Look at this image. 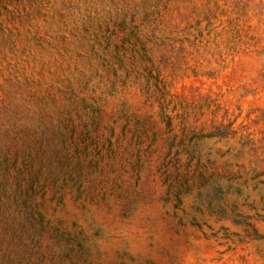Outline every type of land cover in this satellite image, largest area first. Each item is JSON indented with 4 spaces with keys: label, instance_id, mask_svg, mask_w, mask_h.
<instances>
[{
    "label": "rangeland",
    "instance_id": "rangeland-1",
    "mask_svg": "<svg viewBox=\"0 0 264 264\" xmlns=\"http://www.w3.org/2000/svg\"><path fill=\"white\" fill-rule=\"evenodd\" d=\"M0 264H264V0H0Z\"/></svg>",
    "mask_w": 264,
    "mask_h": 264
},
{
    "label": "trees",
    "instance_id": "trees-1",
    "mask_svg": "<svg viewBox=\"0 0 264 264\" xmlns=\"http://www.w3.org/2000/svg\"><path fill=\"white\" fill-rule=\"evenodd\" d=\"M214 1V0H213Z\"/></svg>",
    "mask_w": 264,
    "mask_h": 264
}]
</instances>
